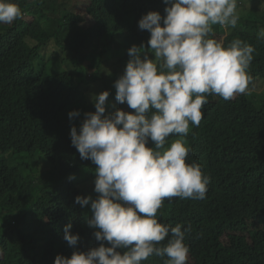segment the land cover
Returning <instances> with one entry per match:
<instances>
[{
	"label": "trees",
	"instance_id": "obj_1",
	"mask_svg": "<svg viewBox=\"0 0 264 264\" xmlns=\"http://www.w3.org/2000/svg\"><path fill=\"white\" fill-rule=\"evenodd\" d=\"M74 1L83 7H73ZM14 2L26 18L0 24V264H54L57 255L99 246L87 224L90 205L75 202L77 196L96 197L94 190L81 193L94 182L96 165L81 160L71 145V127L80 123L68 113L95 111L82 89L94 81L104 85L101 92L110 91L107 112L118 109L114 82L124 72L128 49L147 45L150 38L138 22L149 11L164 15L166 5L163 0ZM259 13L247 7L231 34L214 26V38L225 45L238 38L254 46L248 69L253 84L264 83V40L256 38L264 13ZM202 113L193 130L199 153L193 157L211 177L206 196L165 199L158 222L195 227L201 239L192 264H264V102L209 95ZM69 223L80 236L75 248L64 239ZM143 264L164 261L153 256Z\"/></svg>",
	"mask_w": 264,
	"mask_h": 264
},
{
	"label": "clouds",
	"instance_id": "obj_2",
	"mask_svg": "<svg viewBox=\"0 0 264 264\" xmlns=\"http://www.w3.org/2000/svg\"><path fill=\"white\" fill-rule=\"evenodd\" d=\"M163 3L164 15L149 11L139 20V30L150 38L147 45L128 49L124 72L114 82L116 101L134 111L107 112L110 91L105 90L92 94L95 111L68 113L70 121L80 123L71 127V145L81 160L96 165V197L77 196L75 202L90 205L87 224L99 246L57 255L54 264H143L153 256L164 264H192L201 235L187 223H160L162 213L158 218L157 213L165 199L205 198L211 177L193 157L199 154L193 130L201 123L202 108L209 95L230 101L253 91L248 69L254 46L238 38L225 45L214 38V26L235 29L242 18L238 9L254 6L264 13V2ZM22 17L14 0H0V24ZM256 38L264 40V28ZM72 227L64 228V239L75 248L80 236Z\"/></svg>",
	"mask_w": 264,
	"mask_h": 264
},
{
	"label": "rangeland",
	"instance_id": "obj_3",
	"mask_svg": "<svg viewBox=\"0 0 264 264\" xmlns=\"http://www.w3.org/2000/svg\"><path fill=\"white\" fill-rule=\"evenodd\" d=\"M250 1L251 0H249V2ZM252 1L258 3V0H252ZM72 4L75 5L73 7H83V3L81 1H74V2H72ZM252 7H254V6H252ZM238 10H239L240 16L242 17V15L246 11V8H241V9H238ZM263 11H264V7H263ZM254 14H256V13L254 12ZM239 22L241 23L240 20H239ZM233 30L234 29L228 30V33L231 34L233 32ZM114 75H115V77L117 76V71H114ZM103 86L104 85L101 82H99V81H94L92 83V85H90L89 87L82 86V89L84 90L85 98L88 101L93 102L92 98H91L92 94L101 93V90H102ZM252 87H253L252 93L250 95H247L249 100H251L252 102L257 103V104L263 103L264 102V83L257 82L255 84H253ZM114 106L117 107V108L128 107L127 104H123L122 105V104H120L117 101L114 102ZM113 111H115V109H113ZM93 190H94V184H93L92 181H90V183L88 185H86L85 188L82 189L81 193H83L85 195H88Z\"/></svg>",
	"mask_w": 264,
	"mask_h": 264
}]
</instances>
